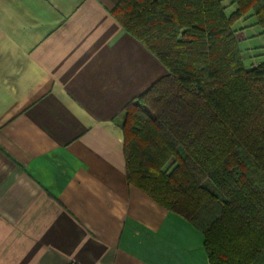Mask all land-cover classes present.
Returning a JSON list of instances; mask_svg holds the SVG:
<instances>
[{
	"label": "crops",
	"instance_id": "crops-1",
	"mask_svg": "<svg viewBox=\"0 0 264 264\" xmlns=\"http://www.w3.org/2000/svg\"><path fill=\"white\" fill-rule=\"evenodd\" d=\"M119 0H0V264H209L127 181L125 106L166 69Z\"/></svg>",
	"mask_w": 264,
	"mask_h": 264
},
{
	"label": "trees",
	"instance_id": "trees-1",
	"mask_svg": "<svg viewBox=\"0 0 264 264\" xmlns=\"http://www.w3.org/2000/svg\"><path fill=\"white\" fill-rule=\"evenodd\" d=\"M232 2L113 8L167 71L122 111L125 176L203 234L209 264H264V62L246 70L231 30L248 11L264 28V0Z\"/></svg>",
	"mask_w": 264,
	"mask_h": 264
},
{
	"label": "rangeland",
	"instance_id": "rangeland-1",
	"mask_svg": "<svg viewBox=\"0 0 264 264\" xmlns=\"http://www.w3.org/2000/svg\"><path fill=\"white\" fill-rule=\"evenodd\" d=\"M232 3V0H222L226 17L236 10V6ZM231 30H233L238 41L244 68L246 70L257 68L264 62V28L258 24L253 11H248L236 21ZM172 167L173 163L170 162L163 168V171L169 172Z\"/></svg>",
	"mask_w": 264,
	"mask_h": 264
}]
</instances>
